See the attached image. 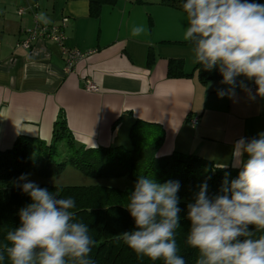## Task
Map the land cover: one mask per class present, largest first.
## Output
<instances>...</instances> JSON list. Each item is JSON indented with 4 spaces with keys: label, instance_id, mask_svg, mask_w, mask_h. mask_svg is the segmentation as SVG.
Wrapping results in <instances>:
<instances>
[{
    "label": "crops",
    "instance_id": "obj_1",
    "mask_svg": "<svg viewBox=\"0 0 264 264\" xmlns=\"http://www.w3.org/2000/svg\"><path fill=\"white\" fill-rule=\"evenodd\" d=\"M91 1L0 0V152L20 136L49 146L62 110L74 141L86 149L129 148L130 127L139 121L164 132L156 157L177 152L233 168L234 143L264 132V97L252 80L238 78L250 91L237 86L231 98L218 96L229 87L222 79L200 84L192 47L177 45L187 42L182 10L159 0H101L94 16ZM36 22L57 27L64 47L84 58L67 70L60 46L47 38L21 48ZM140 24L148 35L133 37ZM170 60H181L192 77L168 78ZM87 81L95 92L85 90Z\"/></svg>",
    "mask_w": 264,
    "mask_h": 264
},
{
    "label": "clouds",
    "instance_id": "obj_2",
    "mask_svg": "<svg viewBox=\"0 0 264 264\" xmlns=\"http://www.w3.org/2000/svg\"><path fill=\"white\" fill-rule=\"evenodd\" d=\"M182 8L187 19L183 39L193 44V63L205 71L217 69L221 84L229 86L218 96H235L237 86L250 91L244 81L237 85L243 76L253 80L256 95L264 97V3L185 0ZM148 33L146 24L131 29L133 37ZM232 167L240 169L238 177L229 183L226 173L223 195L209 199L205 182L186 206V243L198 250L196 264H264V234L256 237L257 231H264V132L234 143ZM19 179L31 203L19 210L20 225L7 231L6 242L0 244V262L6 255L10 264H93L88 257L96 242L89 227L75 221V200L57 198L27 174ZM180 187L179 181L158 183L143 175L136 181L126 206L135 227L119 237L138 256L187 264L176 240V230L182 228Z\"/></svg>",
    "mask_w": 264,
    "mask_h": 264
},
{
    "label": "trees",
    "instance_id": "obj_3",
    "mask_svg": "<svg viewBox=\"0 0 264 264\" xmlns=\"http://www.w3.org/2000/svg\"><path fill=\"white\" fill-rule=\"evenodd\" d=\"M184 2L185 0H159L163 6L182 11ZM249 2L259 3V0ZM91 4L92 15L97 16L101 0L91 1ZM177 45L193 48V44L188 41ZM193 71L197 73L202 85L223 79L217 69L205 71L200 64H196ZM167 76L190 78L192 73L184 72L181 60H170ZM129 141V148L86 149L74 141L67 127L65 114L60 110L53 124L49 146L39 139L20 136L11 150L0 152V180L9 182L31 171L41 175H56L66 166H71L81 174L96 179L124 177L136 183L143 175L150 176L158 183L179 181L182 228L176 230L178 254L185 258L187 264H196L198 250L186 243L190 229L186 206L194 202L200 185L205 182L209 199L223 195L221 188L226 173L230 183L238 177L240 169L215 168L212 162L206 159L177 152L166 157H156L164 143V132L159 126L135 121L129 130ZM39 186L47 188L57 198L70 197L75 200V208L72 209L75 221L87 225L89 235L96 242L88 257L93 264H163L161 260L152 261L146 256H138L119 237V234L135 227L134 220L126 208L131 192L102 185ZM29 203L30 197L23 193L21 188L0 190V244L6 242L7 231L20 225L19 210ZM262 234L264 231H257L256 237ZM0 264H10L6 255Z\"/></svg>",
    "mask_w": 264,
    "mask_h": 264
},
{
    "label": "rangeland",
    "instance_id": "obj_4",
    "mask_svg": "<svg viewBox=\"0 0 264 264\" xmlns=\"http://www.w3.org/2000/svg\"><path fill=\"white\" fill-rule=\"evenodd\" d=\"M259 3H264V0H259ZM18 178H14L9 182H3L0 180V190L4 188H20L24 181ZM27 179L35 182L37 185H49V186H94L102 185L109 188H116L123 191L132 192L134 190L135 183L131 182L124 177L115 178H90L71 166H66L64 170L56 175H41V173H36L31 171L27 174Z\"/></svg>",
    "mask_w": 264,
    "mask_h": 264
},
{
    "label": "built area",
    "instance_id": "obj_5",
    "mask_svg": "<svg viewBox=\"0 0 264 264\" xmlns=\"http://www.w3.org/2000/svg\"><path fill=\"white\" fill-rule=\"evenodd\" d=\"M24 13V10H19L18 15L21 16ZM40 38H47L60 46L62 55L65 59V64L67 70L73 69L75 64L80 61L82 58H84V55L81 53H78L76 51L68 50L64 47V36L59 31L57 27H46L43 25L35 23V27L33 30L29 31L25 40L22 41L19 46L25 50H29L32 47L33 42ZM85 90L88 92H95L96 88L93 86L89 81L85 83ZM253 88L256 89L257 86L255 82L253 81ZM196 120H193L191 122L192 125H194Z\"/></svg>",
    "mask_w": 264,
    "mask_h": 264
}]
</instances>
